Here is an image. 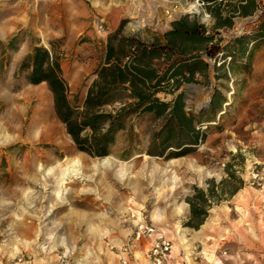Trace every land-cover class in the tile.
I'll use <instances>...</instances> for the list:
<instances>
[{"label":"rangeland","instance_id":"1","mask_svg":"<svg viewBox=\"0 0 264 264\" xmlns=\"http://www.w3.org/2000/svg\"><path fill=\"white\" fill-rule=\"evenodd\" d=\"M174 5L185 11L160 21ZM191 14L211 25L199 0H0V264H147L153 238L134 240L141 220L172 241L173 253L187 254L194 241L188 230L195 229L183 224L195 187L225 179L226 165L237 154L244 160L234 162L236 174L244 182L262 180L254 179L255 165L247 161L264 150L261 48L244 72L237 59L228 79L219 70L211 85L191 83L180 90L187 112L206 110L195 122L204 138L163 152L153 139L161 123L145 115L117 134L110 155L79 151L55 114L47 85L29 83L20 71L34 47L54 46L63 54L70 99L79 105L110 35L164 33ZM254 29L245 25L234 32ZM216 94L227 102L219 113L209 112ZM64 170L67 179L60 184ZM225 198L212 209L228 206Z\"/></svg>","mask_w":264,"mask_h":264},{"label":"trees","instance_id":"2","mask_svg":"<svg viewBox=\"0 0 264 264\" xmlns=\"http://www.w3.org/2000/svg\"><path fill=\"white\" fill-rule=\"evenodd\" d=\"M226 1L224 5L225 0H199L214 20L212 25L201 22V15L191 14L173 21L164 33L144 37L138 32L119 39L118 30L110 35L102 62L79 105L70 99V84L62 67L63 54L54 46L34 47L24 58L20 71L29 83L47 85L57 118L65 125L77 149L93 157L110 155L117 134L143 115L161 123L153 139L159 142L162 152L197 144L204 135H200L195 122L206 110L196 115L187 112L184 91L180 90L191 83L211 85L213 79L220 78L219 70H224L221 77L228 79L237 59L244 72L255 51L264 46V20L252 32L224 39L220 30L234 24L230 0ZM257 6V0H247L240 14L249 17ZM226 10L229 13L223 16ZM160 94L172 99L163 100ZM221 98L224 99L216 94L207 110L219 113L227 102ZM238 159L244 160L237 154L226 165L227 177L221 182L212 180L206 189L194 188L186 199L190 211L184 227L198 230L214 206L243 187L244 181L234 169Z\"/></svg>","mask_w":264,"mask_h":264},{"label":"crops","instance_id":"3","mask_svg":"<svg viewBox=\"0 0 264 264\" xmlns=\"http://www.w3.org/2000/svg\"><path fill=\"white\" fill-rule=\"evenodd\" d=\"M226 3L225 0L224 5ZM246 3L247 0H230L234 24L232 27H223L221 32L232 36L237 34L234 31L242 29L247 17L240 12H243ZM228 13L226 10L222 15ZM210 20L211 25L214 24V20ZM261 49L264 53V46ZM260 61L255 60L254 66H258ZM247 161L251 167L255 165L262 180L244 179L243 187L227 201L228 206L211 209L209 217L198 230L189 229L193 232L194 240L190 251L187 254L181 250L174 251L171 264H264V217L261 214L264 205V150ZM252 173L248 170L249 176ZM221 247L227 252L224 256L219 249ZM147 264H150L148 252Z\"/></svg>","mask_w":264,"mask_h":264},{"label":"built area","instance_id":"4","mask_svg":"<svg viewBox=\"0 0 264 264\" xmlns=\"http://www.w3.org/2000/svg\"><path fill=\"white\" fill-rule=\"evenodd\" d=\"M257 9L255 12L245 19L244 26L240 31H244L245 25L257 28L258 25L264 20V0H257ZM241 33V32H240ZM236 36V35H235ZM260 179V174H254V179ZM261 214L264 217V205L261 207ZM145 237H152L153 242L149 250L150 264H171L173 256V243L167 239L162 233H160L157 227L153 224H147L141 220L136 224L134 232V240L139 241ZM223 255H226V250L223 251ZM122 264H130L124 261ZM183 264H188L183 262Z\"/></svg>","mask_w":264,"mask_h":264},{"label":"bare ground","instance_id":"5","mask_svg":"<svg viewBox=\"0 0 264 264\" xmlns=\"http://www.w3.org/2000/svg\"><path fill=\"white\" fill-rule=\"evenodd\" d=\"M27 4V3H26ZM185 10L182 6H179V5H174V6H171V8L169 10H165V12L163 13V16H162V19L160 21H164V23L166 21H169L171 18H173L174 16L180 14V13H183ZM161 23V22H160ZM69 169V167H68ZM75 171V169H74ZM79 172L76 171V174H78ZM80 174V173H79ZM66 175H68L67 171L64 170L63 173H62V178L60 179V184H64V180H66ZM72 175V174H71ZM74 176V175H73ZM62 186V185H61ZM61 188V187H60Z\"/></svg>","mask_w":264,"mask_h":264}]
</instances>
